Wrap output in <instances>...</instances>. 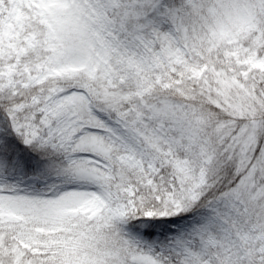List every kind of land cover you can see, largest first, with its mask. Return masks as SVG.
<instances>
[{"label":"snow or ice","instance_id":"obj_1","mask_svg":"<svg viewBox=\"0 0 264 264\" xmlns=\"http://www.w3.org/2000/svg\"><path fill=\"white\" fill-rule=\"evenodd\" d=\"M0 264H264V0H0Z\"/></svg>","mask_w":264,"mask_h":264}]
</instances>
